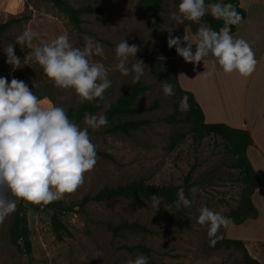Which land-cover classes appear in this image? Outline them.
I'll return each mask as SVG.
<instances>
[{
  "label": "rangeland",
  "instance_id": "374dc122",
  "mask_svg": "<svg viewBox=\"0 0 264 264\" xmlns=\"http://www.w3.org/2000/svg\"><path fill=\"white\" fill-rule=\"evenodd\" d=\"M66 1L73 6L90 4L98 11L81 15L82 21L76 27L48 0H0V23L17 18L0 33V76L25 81L41 101L63 106L66 110L81 102L72 90L54 86L34 61L13 68L5 63L2 50L14 44L15 37L25 28L34 33L31 44L27 47L13 45L14 54L21 58V63L28 51L61 33L66 32L76 47H83L90 37L103 45V55L90 59L108 67L111 80L97 112L101 113L136 83L131 75L122 76L114 68V47L124 39L128 45H137L139 50L134 58H129V65L134 59L141 60L145 68L138 82L149 85L138 95L135 105L145 108L154 100L157 105L119 118L148 120V124L129 134L107 132L105 126L90 132L91 142L107 156L97 154V162L84 174V182L74 192L64 194L62 200L76 203L84 194H92L103 186L125 184L141 177L147 183L179 185L177 195L183 189L191 203L183 207L184 214L178 216L163 199L157 209L152 207L151 199L136 196L90 200L82 209L74 207L72 211L59 212L70 235L56 239L50 227L52 209L41 203L17 200L26 207L30 251L19 252L10 242L8 229L12 213L0 222V264H125L129 257L144 254L122 247L136 243L149 248L148 264H244L236 248L211 246L207 225L197 223L202 204L223 216L236 209L243 190L239 171L226 166L231 157L223 153L219 138L205 135L196 140L188 123L164 120L173 109L174 99L173 95H164L161 88L162 80L166 81L162 60L175 53V46L167 47L166 38L169 31L172 36L181 38L191 33L188 24H176L171 19L178 2L164 0L163 10L156 17L141 0ZM195 24L199 27L205 23L201 20ZM217 82L236 102L240 79L224 74ZM79 125L85 127L83 121ZM193 187L198 189L195 194L190 192ZM122 219L141 222L154 232L113 236L106 224ZM224 228L221 227L216 235L228 237Z\"/></svg>",
  "mask_w": 264,
  "mask_h": 264
},
{
  "label": "clouds",
  "instance_id": "9594fccd",
  "mask_svg": "<svg viewBox=\"0 0 264 264\" xmlns=\"http://www.w3.org/2000/svg\"><path fill=\"white\" fill-rule=\"evenodd\" d=\"M205 14L221 20L223 26L216 31L200 24L190 38L172 36L169 31L167 47L175 46L177 55L194 66L208 57L211 68L200 73L204 78L217 70L249 77L257 61L249 42L231 34L230 26L241 21L232 3L179 0L171 19L176 24H183L185 20L199 23ZM33 37L31 29L25 28L15 37L14 44L27 47ZM182 41L187 43L181 46ZM14 44L2 50L5 63L17 68L36 62L54 86L72 90L81 102L102 98L111 85L109 68L90 59L103 55V45L90 37L83 47H76L66 32L61 33L28 51L23 63L14 54ZM192 45H195L194 51ZM138 50L137 45H128L124 39L113 50L115 70L122 76L131 75L134 82L141 79L145 68L139 59L129 65V58H134ZM161 88L164 95H174L170 82L162 80ZM45 104L47 106H43ZM188 107V97L182 96L179 110L187 111ZM83 124L85 127L69 119L63 106L41 101L25 81L0 76V222L16 211L17 200L49 204L74 192L84 182V174L97 162L96 146L90 140L89 129L94 131L106 126L107 116L103 112L85 113ZM197 191L196 187L190 189L193 194ZM161 200L158 194L152 195V207L157 209ZM190 203L181 189L174 202L176 209L189 207ZM197 223L207 225V236L212 238L232 221L202 204ZM210 243L215 244V239ZM148 261L147 255L138 254L126 259L125 264H148Z\"/></svg>",
  "mask_w": 264,
  "mask_h": 264
},
{
  "label": "trees",
  "instance_id": "16d2710c",
  "mask_svg": "<svg viewBox=\"0 0 264 264\" xmlns=\"http://www.w3.org/2000/svg\"><path fill=\"white\" fill-rule=\"evenodd\" d=\"M61 12H63L69 21L76 27H79L82 21L81 15L86 13L97 12V7L85 4L79 6H73L66 0H48ZM164 0H141L147 9L151 11L156 17L163 10L162 3ZM179 3V0H173ZM215 2V0H206V3ZM224 3H232L236 8V11L240 14L241 19L245 16V10L239 5L238 0H223ZM17 18L8 19L0 23V33L3 29H6L10 23ZM201 20L206 26L211 27L213 30L218 31L222 26L221 20L213 18L210 14H205ZM184 24H188L191 33L195 34L198 26L195 22L184 21ZM236 25L230 26L231 33L235 30ZM182 46V45H181ZM177 53L169 55L168 59L162 60V71L167 82H170L174 87V95L172 102V111L164 120L168 122H185L190 125L192 135L196 140L201 139L205 135H212L219 138V144L222 147L224 154L229 155L231 159L226 163V166L235 168L239 171V180L243 184V190L241 192V199L238 202L236 209L230 211V217L232 223H240L247 218L254 217L256 215V208L251 201V193L259 185V179L254 169L252 168L248 158L246 157V148L252 144V139L248 131L244 128L233 127L223 122H205L203 119V112L198 102L193 97L192 93L180 87L176 69H175V57ZM149 88L147 83H134L127 91L121 93L115 100L110 102L105 108L103 113L107 116V124L104 127V131L107 132H122L129 134L131 130L139 128L140 126L148 124V120L144 118L130 117L128 119L120 120L121 116L133 115L140 111L151 109L157 105L156 100L145 108H140L135 105V101L138 95ZM106 92V90H105ZM103 94V97L105 95ZM182 96L188 97V109L187 111L179 110V101ZM102 98H95L92 101H83L74 106H68L66 113L69 119L80 124L83 121L85 113L95 114L102 106ZM93 130L89 129V133ZM97 154L101 156H107V153L100 151L96 148ZM179 185H158L145 182L141 177L126 182L125 184L103 186L92 194H84L80 201L65 202L62 199L51 202L49 204H43L52 209L50 215V227L53 231L56 239H61L65 235H70V231L64 225L59 218V212H69L78 207L80 209L90 200L101 201L104 199H113L117 197L131 198L141 197L143 199H151V196L158 194L169 205L173 212L181 216L184 214L183 207L179 210L176 209L174 202L178 195L177 190ZM113 236H117L124 233H153V229L149 228L145 224L137 221L119 220L116 223L108 222L106 224ZM9 237L10 242L13 243L19 252L30 251L29 241V229L26 221V207L19 201L17 202L16 211L13 212L11 222L9 225ZM215 239V244H211L213 247L227 248L232 246L236 248L241 254V260L244 264H262L257 259L252 257L246 250L242 240L236 238H228L224 236L212 237ZM210 239V240H211ZM122 247L133 251L137 250L149 254V248L143 243H136L131 245L123 244Z\"/></svg>",
  "mask_w": 264,
  "mask_h": 264
},
{
  "label": "crops",
  "instance_id": "0c3cea01",
  "mask_svg": "<svg viewBox=\"0 0 264 264\" xmlns=\"http://www.w3.org/2000/svg\"><path fill=\"white\" fill-rule=\"evenodd\" d=\"M238 1L245 16L231 34L249 42L257 64L247 78L230 74L232 79H240L236 102L217 82L224 77L221 71L217 70L207 78L200 75L211 68L208 57L194 66L179 56L175 58V69L180 87L192 93L202 109L205 122H223L244 128L252 139L245 153L259 179V185L250 196L257 212L240 223H231L224 228V233H228V238L242 240L247 252L264 264V0ZM193 35L190 33L187 38Z\"/></svg>",
  "mask_w": 264,
  "mask_h": 264
}]
</instances>
